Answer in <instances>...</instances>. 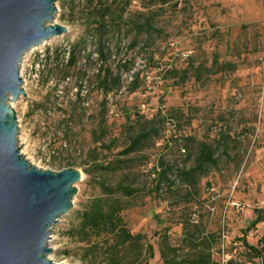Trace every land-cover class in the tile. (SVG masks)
Returning a JSON list of instances; mask_svg holds the SVG:
<instances>
[{
	"label": "rangeland",
	"instance_id": "1",
	"mask_svg": "<svg viewBox=\"0 0 264 264\" xmlns=\"http://www.w3.org/2000/svg\"><path fill=\"white\" fill-rule=\"evenodd\" d=\"M128 2L112 40L119 49L107 60L121 74L118 89H98L90 0H55L54 20L67 32L20 63L26 95L11 103L20 153L42 169L82 172L72 207L50 232L48 258L107 262L101 250L87 252L73 228L101 193L99 182L125 180L132 194L116 196L128 230L143 238V264H162L160 251L172 264H193L199 252L209 264H264V217L251 225L264 209V0ZM70 50L76 63L68 67ZM139 122L157 135L126 155ZM202 144L214 161L198 165ZM112 159L125 161L115 173L93 168ZM155 166L165 173L153 181Z\"/></svg>",
	"mask_w": 264,
	"mask_h": 264
},
{
	"label": "water",
	"instance_id": "2",
	"mask_svg": "<svg viewBox=\"0 0 264 264\" xmlns=\"http://www.w3.org/2000/svg\"><path fill=\"white\" fill-rule=\"evenodd\" d=\"M55 0H0V264H64L48 258L50 232L72 207L82 172L30 163L18 146L11 103L25 96L20 63L43 41L67 32Z\"/></svg>",
	"mask_w": 264,
	"mask_h": 264
},
{
	"label": "trees",
	"instance_id": "3",
	"mask_svg": "<svg viewBox=\"0 0 264 264\" xmlns=\"http://www.w3.org/2000/svg\"><path fill=\"white\" fill-rule=\"evenodd\" d=\"M91 7L86 16V28L94 39V51L97 53L100 65L97 68L96 80L98 89L103 94H108L113 89L120 87L121 74L116 73L107 64V60L111 57L114 50L119 49L118 44H112L115 37L121 36V24L124 21L126 12L128 13V0H90ZM136 40H132L130 45H134ZM75 52L69 51L67 66H74L76 63ZM122 65V64H121ZM126 65H123V67ZM137 88L134 85L132 91ZM104 120H99V126H103ZM132 129V128H131ZM128 136L126 144H124L123 153L129 155L141 151L150 145V142L156 137L157 133L150 126L149 122H139L137 128ZM115 138L111 141L115 142ZM213 153L206 144H202L200 155L198 157V165L207 162H213ZM125 163L124 160H110L105 166L95 164L93 168L101 170H111L116 172L119 169L117 164ZM149 175H163L165 170L159 169L157 166L151 168ZM89 174V170H85ZM185 174V172H184ZM187 175V174H186ZM101 193L94 196L87 207L78 213L77 224L73 228V233L79 237V241L85 243L86 251L95 254L97 251L103 252L107 262L105 264H143L147 258L143 256L144 244H141L142 236L140 234H132L124 222L121 215L122 210L126 208L116 196L120 193L123 196H130L132 189L127 182L119 181L115 185L99 182ZM256 217L251 225L255 226L263 221L264 209L255 210ZM102 236V238H101ZM244 244L257 255L258 250L254 246H250L242 240ZM149 257L153 255L152 246L146 245ZM162 264H172L173 258L167 256L160 251ZM201 252L198 253L196 261L193 264H209L201 259ZM229 261V260H227ZM231 261V260H230Z\"/></svg>",
	"mask_w": 264,
	"mask_h": 264
},
{
	"label": "bare ground",
	"instance_id": "4",
	"mask_svg": "<svg viewBox=\"0 0 264 264\" xmlns=\"http://www.w3.org/2000/svg\"><path fill=\"white\" fill-rule=\"evenodd\" d=\"M53 38L48 39L46 41H43L40 45H38L37 47H33L31 49H29L26 53H25V57L29 54V52H31L32 50L36 49V48H40L41 46H43L44 44H46L47 42H50ZM25 87L24 83H23V88ZM22 152V151H21ZM53 237H50L48 240V245L50 246V243L52 242ZM52 248V246H50Z\"/></svg>",
	"mask_w": 264,
	"mask_h": 264
}]
</instances>
